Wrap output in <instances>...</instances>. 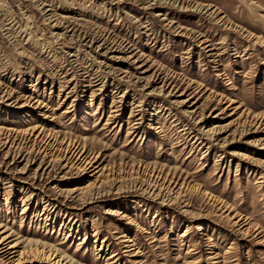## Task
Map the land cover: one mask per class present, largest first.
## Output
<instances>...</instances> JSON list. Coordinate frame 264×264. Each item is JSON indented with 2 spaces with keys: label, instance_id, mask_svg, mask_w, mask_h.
I'll return each instance as SVG.
<instances>
[{
  "label": "rangeland",
  "instance_id": "rangeland-1",
  "mask_svg": "<svg viewBox=\"0 0 264 264\" xmlns=\"http://www.w3.org/2000/svg\"><path fill=\"white\" fill-rule=\"evenodd\" d=\"M0 231L71 264H264V0H0Z\"/></svg>",
  "mask_w": 264,
  "mask_h": 264
},
{
  "label": "bare ground",
  "instance_id": "bare-ground-1",
  "mask_svg": "<svg viewBox=\"0 0 264 264\" xmlns=\"http://www.w3.org/2000/svg\"><path fill=\"white\" fill-rule=\"evenodd\" d=\"M102 37H104V36H102ZM259 39H260V37H259ZM260 40L263 41L262 39H260ZM207 43H208V41H207ZM208 46H209V44H207L204 47L208 48ZM207 51H209V50L207 49ZM91 81L92 80H90V82ZM140 123H141V117L139 116L133 124H135V125L138 124L139 125ZM184 129H186V128H183V130ZM208 132H210V130L207 131V134H208ZM10 151H12V150H10ZM6 154H8V152H6ZM17 154H19L18 157L21 156L20 153H17ZM221 156L222 155H220V157ZM155 185L156 184H151L146 189H144L143 191L145 193H147L149 196H152L154 199L161 200V202L163 203L166 200V198H164L162 196L160 189L158 191H156L157 190V186H155ZM77 191H78V187H74V188H72L70 190L71 194H74ZM26 208H27V206H23V210H25ZM197 229L198 230L202 229V227L200 225H198ZM69 235L70 234L68 233L67 237ZM118 238H124L123 241H122L124 243L122 247L125 248L124 249L125 252L130 253L131 250H133V245H134L133 239H131V237H128L126 234H122ZM103 242L104 241H102V243L100 244L99 247H96L97 251H102V249L104 247L102 245ZM19 246L20 245H19V243L17 241H13L12 242L10 234H4L3 231H0V263L1 264H32V263H36L37 262V263H41V264H71V260L72 259L67 257V256L63 255V256L58 257L59 254L56 255L55 252L53 253V252H50V251L45 252L44 254L37 253L35 251L34 253L32 252V253H29V255H27L24 250L19 251V249H18ZM118 255H119L118 252L117 253L113 252L109 256V259L116 258V257H118Z\"/></svg>",
  "mask_w": 264,
  "mask_h": 264
}]
</instances>
